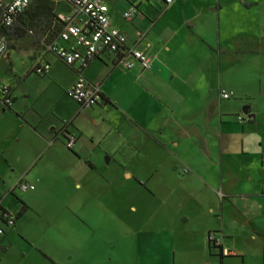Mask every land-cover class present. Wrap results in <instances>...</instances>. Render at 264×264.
Instances as JSON below:
<instances>
[{
	"label": "crops",
	"instance_id": "0c3cea01",
	"mask_svg": "<svg viewBox=\"0 0 264 264\" xmlns=\"http://www.w3.org/2000/svg\"><path fill=\"white\" fill-rule=\"evenodd\" d=\"M252 1L114 0L109 5L103 0L112 26L127 34V45L153 58L149 70L139 65L124 69L106 54L83 69L69 66L42 43L28 44L30 61L18 67L9 50L1 59L9 62L12 75L8 81L0 75L13 95V104L2 108L5 120L0 124L4 192L22 178L41 182L30 178L33 169L99 172L104 156L110 155L118 174L91 187L104 195L101 200L110 210L129 202L131 181L142 196L166 203L177 183L192 192L207 191L199 196L203 210L185 211L179 220L139 221L143 229L153 226L160 251L166 243L175 250L169 263L250 264L259 247L264 264V177L254 176L255 162L246 150L256 138L252 125L257 110L249 100L255 90L241 73L255 69L248 64L254 56L264 58L262 29L248 15ZM134 3L138 11L129 20L125 13ZM75 42L74 36L60 41L68 47ZM81 74L105 98L94 107H82L66 93ZM224 91L234 95L225 99ZM248 104L255 117L248 120L249 127L246 119L236 126L235 117ZM67 133L77 138L74 151L67 148ZM258 143L263 148L264 141ZM18 203L6 207L23 213L14 229L27 238L21 223L31 202ZM211 232L222 242L219 254L209 245ZM158 262L153 264H162Z\"/></svg>",
	"mask_w": 264,
	"mask_h": 264
},
{
	"label": "rangeland",
	"instance_id": "374dc122",
	"mask_svg": "<svg viewBox=\"0 0 264 264\" xmlns=\"http://www.w3.org/2000/svg\"><path fill=\"white\" fill-rule=\"evenodd\" d=\"M106 1L109 5L114 2ZM251 6L248 12L250 20L256 28L263 30L259 31L264 37V2L255 0L251 2ZM57 11L69 15L73 12V7L68 2L61 1ZM36 43L29 36L11 50L12 59L17 62L18 67H23L24 63L30 61V45ZM28 44L29 48L26 47ZM253 59L255 60L248 64L254 65L255 69L252 72H241L248 78V85L255 90L249 100L257 110V123L252 125L253 137L256 138L252 139V146H246V150L251 151L255 162L252 166L254 176L264 177V158L259 154L260 149L264 151V146L260 148L258 143L259 139L264 141V58L258 54ZM9 70V62L1 59L0 75L7 81L12 75ZM0 99L2 101V97ZM0 106L1 124L5 120L2 113L5 105L1 102ZM240 115L246 119L245 124L249 127L250 116L243 110ZM238 116L235 117V124L241 127ZM102 164L99 172H82L79 169L71 171L68 168L33 169L30 178H40L41 182L35 183V189L24 192L16 190L14 194L10 190L4 192L3 185L0 184V192L10 194L8 198L4 196L3 205L8 207V203L12 201L16 207L20 206V199L22 202L23 199L31 202V208L21 223L25 227L27 238L22 237V231L20 233L18 228L8 227L0 218V225L5 228V233H0V264H153L159 263L158 261L171 264L169 261H173L175 250L166 243L163 247L167 249L160 251L155 241L157 233L154 235L152 232L153 226L143 229L139 221L152 218L151 223H154L155 219L161 221L169 216L179 220L185 211L191 213L194 208L203 210L199 196L205 197L202 194L207 191L192 192L177 183V186L170 189L172 193L166 203L163 198L164 201L152 195L142 196L138 185L131 181L128 188L129 202L110 210L111 207L101 200L104 195L91 187L97 188L99 182L106 183L105 180L112 175L116 176L119 169L110 155L104 156ZM160 201H163L162 204ZM1 246H10L8 253H5L6 247L4 249ZM219 249L213 247L212 250L219 254ZM259 252L262 255V250L258 247L252 253L254 260L251 262L250 259V264L257 261L261 264ZM231 260L233 259H229Z\"/></svg>",
	"mask_w": 264,
	"mask_h": 264
},
{
	"label": "built area",
	"instance_id": "2783aa9c",
	"mask_svg": "<svg viewBox=\"0 0 264 264\" xmlns=\"http://www.w3.org/2000/svg\"><path fill=\"white\" fill-rule=\"evenodd\" d=\"M73 7V12L69 15L59 13V19L65 23L64 30L59 34V37L49 44L47 50L53 52L69 66L76 64L83 69L89 63L102 55L113 56L115 64L124 69H134L137 65L142 70H149L153 66V58L151 55L137 47H129L127 34L120 29L112 26L109 15V7L103 0H64ZM168 4L174 0H165ZM264 2V0H261ZM31 0H10L6 4L5 15L3 22L10 25L14 22L17 15L24 12L30 5ZM138 8L132 6L125 13V17L131 20L137 13ZM72 36L76 38V42L71 47H68L60 41H68ZM9 51L8 43L0 35V59L5 57ZM49 69V66L45 71ZM67 95L79 103L82 107L90 108L98 105L103 98L102 91L99 86H96L88 81L81 74L79 79L68 90ZM0 94L5 106L13 104V95L11 87L4 82L0 77ZM234 95V92L224 91L222 97L229 99ZM238 120L242 123L245 118L242 115L238 116ZM68 135V136H67ZM66 145L69 149H74L77 145V138L74 135L67 133ZM187 171V170H186ZM29 189H35V185L22 178L14 184L10 192L15 193L16 190L22 192ZM4 194L0 192V218L8 226L12 227L15 224L16 216L11 212H6L3 208L2 201ZM0 233H5V228L0 226ZM213 245L222 247V242L218 236L210 235ZM228 255L229 251L223 250Z\"/></svg>",
	"mask_w": 264,
	"mask_h": 264
},
{
	"label": "trees",
	"instance_id": "16d2710c",
	"mask_svg": "<svg viewBox=\"0 0 264 264\" xmlns=\"http://www.w3.org/2000/svg\"><path fill=\"white\" fill-rule=\"evenodd\" d=\"M8 1L10 0H0V35L7 41L9 50L14 49L20 41L29 36L33 38L34 43H42L46 47L64 30L65 23L59 19L57 11L62 0H31L29 7L17 15L12 24L6 25L3 20ZM102 100H105L104 96ZM63 136L67 141V136L64 134ZM19 215L22 216V213ZM212 234L215 235L216 232H211L210 235ZM210 235L209 245L211 248L217 247L213 245Z\"/></svg>",
	"mask_w": 264,
	"mask_h": 264
},
{
	"label": "flooded vegetation",
	"instance_id": "af4514ba",
	"mask_svg": "<svg viewBox=\"0 0 264 264\" xmlns=\"http://www.w3.org/2000/svg\"><path fill=\"white\" fill-rule=\"evenodd\" d=\"M11 194H14V193H11ZM8 195H10V194H5L4 196H5V198L8 196ZM3 208H4V210L7 212H11V213H13L10 209H8L5 205H3ZM22 212H20V213H13L15 216H16V218L17 219H15V224L11 227V228H14L15 226H16V224H17V222H18V220H19V217H21L19 214H21ZM23 214V213H22Z\"/></svg>",
	"mask_w": 264,
	"mask_h": 264
},
{
	"label": "water",
	"instance_id": "95a60500",
	"mask_svg": "<svg viewBox=\"0 0 264 264\" xmlns=\"http://www.w3.org/2000/svg\"><path fill=\"white\" fill-rule=\"evenodd\" d=\"M133 6H135L136 8H138V5H136L135 3L133 4ZM243 112H244L245 114L249 115L250 117H255V115L251 113V108H250L249 105L244 106V108H243ZM78 145H79V144H78Z\"/></svg>",
	"mask_w": 264,
	"mask_h": 264
}]
</instances>
